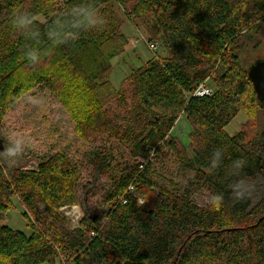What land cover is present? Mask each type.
I'll use <instances>...</instances> for the list:
<instances>
[{"label":"trees","instance_id":"1","mask_svg":"<svg viewBox=\"0 0 264 264\" xmlns=\"http://www.w3.org/2000/svg\"><path fill=\"white\" fill-rule=\"evenodd\" d=\"M74 2L0 0V128L26 82L54 87L64 78L67 91L78 93L70 114L81 122L79 136L94 145L85 155L91 180L82 187L76 229L66 227L60 211L77 187L76 165L65 153L37 156L31 168L0 159V220L16 195L31 229L26 235L0 225V264H264V129L253 114V130L244 124L232 136L225 131L246 95L252 112L264 110L239 57L264 31V0H93L104 25L72 46L42 42V69L29 64L12 15L31 12L43 34ZM116 6L165 50L132 69L120 91L109 82L110 61L127 44ZM49 46L53 56L45 55ZM207 81L211 96H195ZM87 109L90 119L83 118ZM180 113L191 127L189 152L171 133ZM3 138L0 130L2 150ZM216 149L224 161L211 169ZM158 156H172L189 173L185 187H164L148 175ZM237 159L245 164L233 177L227 170ZM237 182L242 199L234 194ZM200 186L223 196L218 210L194 202ZM98 192L101 203L92 201Z\"/></svg>","mask_w":264,"mask_h":264},{"label":"rangeland","instance_id":"2","mask_svg":"<svg viewBox=\"0 0 264 264\" xmlns=\"http://www.w3.org/2000/svg\"><path fill=\"white\" fill-rule=\"evenodd\" d=\"M65 1L68 0H60L61 3ZM115 11L120 20V30L127 38V44L124 46L123 51L110 61L109 82L115 91H120L123 89L124 83L127 81L132 69L141 67L154 57L160 58V56L165 55V50L161 42L153 41L158 46L156 53H153L148 48L146 33L137 24L136 20L133 17L129 18L119 6L115 7ZM40 20L42 19L40 18ZM256 44H259V46H256ZM48 48L49 51L45 55L50 54V56H53L51 46ZM239 57L240 63L244 68L252 64L256 59H264V31L258 33L248 42L247 47ZM46 58L44 57L43 60ZM43 64V61L42 63H37L38 69L41 70L42 67L40 66ZM33 66L35 67V65ZM60 81L63 82V85L60 83L54 87L47 84L32 85L26 82L23 91L20 92L19 98L16 100V104L11 109H8L3 116L0 130L4 137L5 145L8 142V135L12 132L19 133L25 140L27 147L12 163L15 166L31 168L35 166V157L50 156L57 152L65 153L75 163L77 168L75 199L73 202L61 206L60 211L65 217L66 227L76 229L79 228V221L83 215L80 204L83 195L82 187L91 180L90 168L85 165V155L93 150L94 145L80 138L78 131L81 122H79L78 127L70 114L71 108L76 103L79 105L77 91H67V86L64 85V78L60 79ZM77 82H79V78H77ZM205 85L211 90L214 89L210 81L205 82ZM67 93L68 95H66ZM126 96L130 97L128 93H126ZM90 100L91 98L89 99L91 103ZM243 101L244 110L240 111L225 127L226 133L230 136L240 131L244 124L246 125L243 128L253 130V114H257L256 127L264 129V110L253 108L254 112H252L248 95L243 98ZM118 111L122 112L120 108H118ZM88 117L90 119L91 116L87 109L83 118L87 119ZM190 131L189 123L180 113L173 130L171 129V133L187 152L190 151ZM99 143L102 142L100 141ZM124 152L121 150L120 154ZM124 155L127 158V165H133L134 161L130 160L125 153ZM148 175L155 179L158 185L164 187H170V182L180 187H185L189 173L182 170L172 156L167 158L158 156L151 159ZM100 182L105 184L106 180L101 179ZM210 195V191L205 187L193 188L192 197L199 206H207ZM92 201L101 203V193L95 194ZM139 203H143V200L139 199ZM23 213L24 208L15 195L11 198V206L6 212L1 214L0 225H6L12 230L29 235L31 229L28 225V220L22 215ZM43 264L63 263L60 260H56L54 263L46 262Z\"/></svg>","mask_w":264,"mask_h":264},{"label":"clouds","instance_id":"3","mask_svg":"<svg viewBox=\"0 0 264 264\" xmlns=\"http://www.w3.org/2000/svg\"><path fill=\"white\" fill-rule=\"evenodd\" d=\"M104 23L105 18L93 0H75L65 12L47 25L43 34L35 24L34 15L31 12L14 13L10 21L11 27L19 31L24 38L22 55L31 65L39 63L44 54L42 42L46 41L54 47L72 46L82 33L99 30ZM7 141L3 150L0 151V159L12 164L25 151L27 145L24 138L16 132L10 133ZM223 161V150L216 149L209 158V167L216 169L223 164ZM244 164L245 162L241 159L232 161L227 170L228 174L238 177ZM233 190L238 199L244 198L245 191L241 183L237 182ZM208 203L213 210H218L222 206L223 196L212 194L208 197Z\"/></svg>","mask_w":264,"mask_h":264},{"label":"water","instance_id":"4","mask_svg":"<svg viewBox=\"0 0 264 264\" xmlns=\"http://www.w3.org/2000/svg\"><path fill=\"white\" fill-rule=\"evenodd\" d=\"M247 75L252 84L256 98L264 108V59H256L247 68ZM2 150V147L0 145Z\"/></svg>","mask_w":264,"mask_h":264},{"label":"built area","instance_id":"5","mask_svg":"<svg viewBox=\"0 0 264 264\" xmlns=\"http://www.w3.org/2000/svg\"><path fill=\"white\" fill-rule=\"evenodd\" d=\"M147 45H148V48L153 52V53H156L157 49H158V46L156 43L154 42H148L147 41ZM212 94V90L207 88V86L205 85V82H203L202 84H200L198 86V88L196 89L194 95L195 96H211ZM130 191H132V188H130Z\"/></svg>","mask_w":264,"mask_h":264}]
</instances>
